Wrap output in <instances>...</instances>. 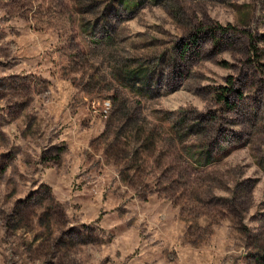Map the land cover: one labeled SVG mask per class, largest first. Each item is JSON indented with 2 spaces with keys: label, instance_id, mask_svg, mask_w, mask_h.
<instances>
[{
  "label": "rangeland",
  "instance_id": "1",
  "mask_svg": "<svg viewBox=\"0 0 264 264\" xmlns=\"http://www.w3.org/2000/svg\"><path fill=\"white\" fill-rule=\"evenodd\" d=\"M0 264H264V0H0Z\"/></svg>",
  "mask_w": 264,
  "mask_h": 264
}]
</instances>
